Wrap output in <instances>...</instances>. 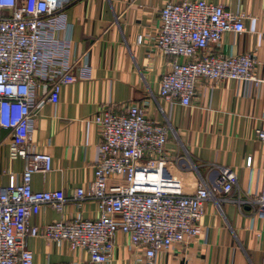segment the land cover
Instances as JSON below:
<instances>
[{
	"label": "built area",
	"instance_id": "2783aa9c",
	"mask_svg": "<svg viewBox=\"0 0 264 264\" xmlns=\"http://www.w3.org/2000/svg\"><path fill=\"white\" fill-rule=\"evenodd\" d=\"M79 0H0V127L9 131L11 155L24 162L20 179L11 175L4 186L0 177V264H35L29 239H42L58 247L68 244L87 261L57 264H110L118 234L130 239V248L143 249V264H156L161 252L188 245L205 236L201 221L214 194L204 184L185 194L182 183L167 171L166 147L171 129L147 115V105H131L120 113L106 109L93 123L101 129L99 160L94 180L71 197L64 190L35 191L33 177L53 171V158L39 152L32 138L37 110L46 103L58 105L64 86L91 78L88 63L78 68L71 60L72 40L59 38L68 30V9ZM244 14L203 0L169 3L159 11L156 51L172 57L170 70L160 81V96L170 106L191 107L198 83L229 80L246 85L255 78L256 55L220 52L227 33L246 31ZM142 37L138 43H142ZM43 99L36 102L38 90ZM256 138L264 144V130ZM251 158L247 166L251 167ZM237 181L224 168L218 179L229 196ZM250 195V193H249ZM74 201L97 204L98 217H66ZM253 206V220L264 223V184L254 199L237 201ZM54 209L61 218L44 227L31 223L42 208ZM264 264V254H263Z\"/></svg>",
	"mask_w": 264,
	"mask_h": 264
},
{
	"label": "crops",
	"instance_id": "0c3cea01",
	"mask_svg": "<svg viewBox=\"0 0 264 264\" xmlns=\"http://www.w3.org/2000/svg\"><path fill=\"white\" fill-rule=\"evenodd\" d=\"M183 1L193 0H79L68 9L70 27L58 36L72 40L71 60L78 62L75 74L88 63L91 78L64 86L58 105L46 103L37 110L32 141L39 152L52 156L53 171L35 174L32 186L35 191L62 189L68 197L87 188L94 180L101 143L94 117L106 109L120 113L131 105L148 104V117L171 129L166 147L169 175L182 183L185 194L195 193L200 184L214 194L201 221L209 233L208 243L203 235L188 245L173 246L158 255L156 264H263L264 223L253 220V206L237 201L254 199L264 184V144L256 138L257 131L264 130V0H203L246 16V31L225 34L220 52L255 54V78L260 83L214 84L201 79L191 107L170 106L161 98L160 81L174 59L154 48L159 11ZM43 97L39 89L36 102ZM23 168V160L11 155L9 131L0 127L2 184L8 185L11 175L20 179ZM224 168L237 176L229 196L218 187ZM78 214L98 217L97 204L86 201L78 207L69 202L66 217ZM60 218L45 206L31 223L44 227ZM28 246L35 264L88 260L87 254L73 252L68 244L58 247L29 239ZM143 256V249L130 248V239L118 234L110 264H143Z\"/></svg>",
	"mask_w": 264,
	"mask_h": 264
}]
</instances>
